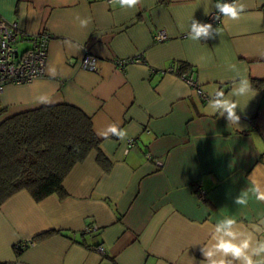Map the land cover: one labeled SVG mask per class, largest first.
Segmentation results:
<instances>
[{"label": "crops", "instance_id": "1", "mask_svg": "<svg viewBox=\"0 0 264 264\" xmlns=\"http://www.w3.org/2000/svg\"><path fill=\"white\" fill-rule=\"evenodd\" d=\"M239 2L246 5L239 21L222 17L212 24L219 35L194 41L191 21L204 23L216 0H141L134 8L113 0H0V19L50 34L43 77L5 86L0 122L42 105H73L90 117L111 162L104 171L91 151L64 178L66 197L35 201L21 190L2 203L0 264H202L200 245L218 219L249 226L264 216L254 197L247 207L233 203L253 175L264 184V0ZM77 16L90 22L82 27ZM159 29L167 39H155ZM85 51L96 56L97 71L79 67ZM138 55L142 62L114 64ZM181 63L210 95L236 86L229 65L247 76L250 94L233 98L239 125L206 111L208 101L167 70ZM111 125L124 139L107 132ZM46 231L53 234L15 253Z\"/></svg>", "mask_w": 264, "mask_h": 264}, {"label": "trees", "instance_id": "2", "mask_svg": "<svg viewBox=\"0 0 264 264\" xmlns=\"http://www.w3.org/2000/svg\"><path fill=\"white\" fill-rule=\"evenodd\" d=\"M191 72L186 63L177 66ZM253 87H260L257 81ZM5 108L0 109V114ZM101 139L89 116L66 103L42 105L4 118L0 122V205L15 193L26 190L35 201L51 194L66 197L63 180L91 151L96 162L109 171L111 162L100 151ZM46 231L34 236L37 242L52 235ZM25 247L14 246L16 254Z\"/></svg>", "mask_w": 264, "mask_h": 264}, {"label": "clouds", "instance_id": "3", "mask_svg": "<svg viewBox=\"0 0 264 264\" xmlns=\"http://www.w3.org/2000/svg\"><path fill=\"white\" fill-rule=\"evenodd\" d=\"M141 0H113L114 4L121 7L134 8ZM211 3V0H209ZM214 7L218 15L216 19L222 16L224 22L239 21L245 12L246 5L239 0L231 2H221L216 0ZM82 27L87 26L90 18L81 19L76 17ZM214 34L219 35L220 30L213 28L210 23H201L196 20L191 21L189 38L194 41L201 39L207 40L214 38ZM230 70L236 73L238 80L235 81V87L228 95L222 89H217L208 101L206 111L212 113H221L227 121L239 125L240 116L237 115L238 99L250 94L251 83L246 75H242L236 65H229ZM50 74L55 75V71L50 70ZM108 133L124 139L126 133L118 130L115 125L109 126ZM255 201L264 203V184L255 178L250 177V186L237 195L233 203L242 207H247L251 198ZM258 233H264V216H261L257 222L245 226L235 216L225 215L217 220L210 232V239L206 244L200 245L199 251L203 259L202 264H264V238H258Z\"/></svg>", "mask_w": 264, "mask_h": 264}, {"label": "built area", "instance_id": "4", "mask_svg": "<svg viewBox=\"0 0 264 264\" xmlns=\"http://www.w3.org/2000/svg\"><path fill=\"white\" fill-rule=\"evenodd\" d=\"M227 2H231V0H227ZM216 15L218 13L215 8L206 16L204 23L219 24L222 16L220 19H216ZM154 37L157 41H163L167 39L166 31L159 29L155 32ZM49 39L50 34L47 32L28 33L16 21L0 19V94L7 84H23L43 77ZM130 62H142V59L138 55L129 59L114 60L118 69H123ZM78 65L87 71L98 70L97 58L89 51H85L79 59ZM167 70L177 74L188 86L192 87L202 101H209L212 95L205 92L192 75L179 72L174 65L168 67ZM132 144L133 139H129L127 147ZM198 196L200 200H204V191L199 189ZM89 229L90 227L86 228V231ZM32 242L30 240L22 241L19 246L26 247ZM100 250L102 251V248Z\"/></svg>", "mask_w": 264, "mask_h": 264}, {"label": "rangeland", "instance_id": "5", "mask_svg": "<svg viewBox=\"0 0 264 264\" xmlns=\"http://www.w3.org/2000/svg\"><path fill=\"white\" fill-rule=\"evenodd\" d=\"M22 46V45H21ZM31 241V239H29Z\"/></svg>", "mask_w": 264, "mask_h": 264}]
</instances>
